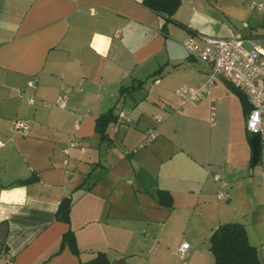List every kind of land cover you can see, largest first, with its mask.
<instances>
[{"label": "crops", "instance_id": "obj_1", "mask_svg": "<svg viewBox=\"0 0 264 264\" xmlns=\"http://www.w3.org/2000/svg\"><path fill=\"white\" fill-rule=\"evenodd\" d=\"M248 2L181 0L166 20L142 0H0V264H79L97 251L109 264H214L209 237L228 222L264 264V152L251 164L242 91L217 79L198 100L175 94L210 71L187 55L188 36H229L248 20L242 33L264 52V10ZM109 109L128 121L102 140L95 120ZM150 125L158 136L144 143ZM67 196L69 223L55 217ZM68 229L78 256L61 249Z\"/></svg>", "mask_w": 264, "mask_h": 264}, {"label": "built area", "instance_id": "obj_2", "mask_svg": "<svg viewBox=\"0 0 264 264\" xmlns=\"http://www.w3.org/2000/svg\"><path fill=\"white\" fill-rule=\"evenodd\" d=\"M248 8L251 11H262L264 10V0H249ZM248 26V20H243L240 26L229 36L197 34L186 37L182 41V45L187 55L206 62L210 71L205 82L196 87L182 84L176 88L175 94L182 103H185L202 98L217 79H224L234 84L245 94L249 104L245 119L246 132L249 135H258L260 151L264 152V52L254 38L243 35L242 29ZM245 42L250 45L249 48L244 47ZM56 104L60 108H64L66 105L65 97L59 95ZM155 120L160 123L163 121V117L156 116ZM126 121H128L126 113L123 111L118 113L114 124L115 130ZM15 128L21 134H25L28 125L17 120L15 121ZM157 136L156 126H148L145 129L144 143H149ZM0 145H2L1 141ZM213 178L218 184L216 198L228 200L229 182L220 173H215ZM187 247L188 244L183 242L179 247L180 254H183Z\"/></svg>", "mask_w": 264, "mask_h": 264}, {"label": "trees", "instance_id": "obj_3", "mask_svg": "<svg viewBox=\"0 0 264 264\" xmlns=\"http://www.w3.org/2000/svg\"><path fill=\"white\" fill-rule=\"evenodd\" d=\"M142 2L157 14L166 17V20L173 19L174 13L181 4V0H142ZM240 98L246 111L249 105L247 100L245 101V96L242 92L240 93ZM116 118L117 116L112 112V109L96 118L95 130L99 133L102 140H107L109 124L116 121ZM249 136L247 133V138ZM127 155H130V152ZM261 155L260 151L259 160ZM251 164L254 165L255 163L251 162ZM155 199L160 205L172 207V197L166 190H156ZM71 204V196L61 199L55 213L57 220L66 223L70 222ZM209 243V249L215 260L214 264H262L258 257L257 248L249 243L245 227L239 222H228L218 225L210 235ZM64 246H68L73 254L79 255L75 235L71 229H68L62 236L61 249ZM79 264H109V259L105 252L97 251L93 258L87 261L80 260Z\"/></svg>", "mask_w": 264, "mask_h": 264}, {"label": "water", "instance_id": "obj_4", "mask_svg": "<svg viewBox=\"0 0 264 264\" xmlns=\"http://www.w3.org/2000/svg\"><path fill=\"white\" fill-rule=\"evenodd\" d=\"M231 89H234L236 93H240L241 91L234 86V84H230ZM249 145L251 148V161L252 163H256L260 157V141L257 134H252L249 136ZM6 235V225L3 224L0 226V241H3Z\"/></svg>", "mask_w": 264, "mask_h": 264}, {"label": "rangeland", "instance_id": "obj_5", "mask_svg": "<svg viewBox=\"0 0 264 264\" xmlns=\"http://www.w3.org/2000/svg\"><path fill=\"white\" fill-rule=\"evenodd\" d=\"M244 47H246V48H249L250 47V45L247 43V42H245L244 43ZM198 61H199V59H197ZM199 62H201V61H199ZM259 249H260V253L262 254L263 252H262V247L261 246H259Z\"/></svg>", "mask_w": 264, "mask_h": 264}]
</instances>
